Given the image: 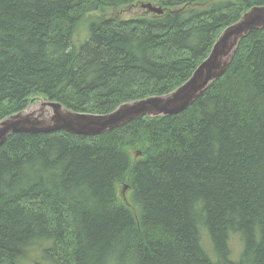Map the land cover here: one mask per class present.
<instances>
[{"label":"trees","instance_id":"obj_1","mask_svg":"<svg viewBox=\"0 0 264 264\" xmlns=\"http://www.w3.org/2000/svg\"><path fill=\"white\" fill-rule=\"evenodd\" d=\"M146 2L162 13L118 14ZM253 5L264 0H0V119L34 97L105 114L168 93ZM36 246L47 264H264V27L178 114L96 135L10 133L0 264Z\"/></svg>","mask_w":264,"mask_h":264},{"label":"water","instance_id":"obj_2","mask_svg":"<svg viewBox=\"0 0 264 264\" xmlns=\"http://www.w3.org/2000/svg\"><path fill=\"white\" fill-rule=\"evenodd\" d=\"M262 27L264 8L253 9L244 19L229 25L215 40L210 55L196 67L187 80L165 96L149 98L131 105L124 104L105 114H74L50 103L54 114L48 121H37L31 115L16 114L0 122V143L10 131L40 133L63 130L68 133L97 134L139 118L146 112L150 113V117L178 114L187 109L212 81L226 71L233 51L238 46V39L251 29Z\"/></svg>","mask_w":264,"mask_h":264},{"label":"bare ground","instance_id":"obj_3","mask_svg":"<svg viewBox=\"0 0 264 264\" xmlns=\"http://www.w3.org/2000/svg\"><path fill=\"white\" fill-rule=\"evenodd\" d=\"M141 7H143V8H146L148 11H151V10H162L161 9V6L160 5H158V4H152L151 2H146V3H142L141 4ZM262 8H264V5H262V6H256V5H253V6H251L249 9H246V10H244L243 11V13L241 14V16H240V18L238 19V20H242V19H244L245 18V16H246V14H248V13H250L253 9H262ZM154 12V11H153ZM157 13V12H156ZM162 13V12H161ZM245 15V16H244ZM250 17V16H249ZM253 17V16H252ZM238 20H236V21H238ZM235 21V22H236ZM235 22H233V23H235ZM233 23H231V24H233ZM231 24H229V25H231ZM229 25H227L226 27H224L222 30H221V32L219 33V35L217 36V37H219L224 31H225V29L229 26ZM219 28V27H218ZM263 28V27H262ZM253 29H257V28H253ZM253 29H251V30H253ZM251 30H249L244 36H242V37H240L239 39H238V42H239V40L240 39H242L243 37H245V36H247V34L251 31ZM132 34V33H131ZM217 39V38H216ZM214 44V43H213ZM236 50H237V48H235V50L233 51V54H232V57H231V60H232V58H233V56H234V54H235V52H236ZM210 53H211V51L207 54V56L206 57H204V59H202L198 64H197V66L202 62V61H204L209 55H210ZM231 62V61H230ZM196 66V67H197ZM196 67H195V69H196ZM194 69V70H195ZM192 74V73H191ZM190 77V76H189ZM188 77V78H189ZM187 78V79H188ZM186 79V80H187ZM241 89V88H240ZM237 91V90H236ZM228 92V91H227ZM169 93V92H168ZM168 93H165V94H160V95H151V96H148V97H144V98H139V99H137V100H130V101H127V102H122V103H120L119 105H117L113 110H115V109H117L118 107H120L121 105H124V104H129V105H131V104H133V103H137V102H140V101H145V100H147V99H149V98H155V97H161V96H165V95H167ZM238 95V94H237ZM242 98V97H241ZM248 99V98H247ZM50 103H54V104H57V105H59L60 107H61V109L63 110V111H67V112H71V113H74V114H89V112H84V111H75V110H72V109H70V108H67L66 106H64L61 102H59V101H55V100H49V99H47V98H44V97H40V98H37V97H34V98H32L31 100H30V102H29V105H28V107L26 108V109H24V110H22V111H19V112H16V113H13V114H10V115H8V116H6V117H4V118H2V119H0V122H2V121H4L5 119H7L8 117H10V116H12V115H16V114H21L22 116H27V115H31V117L32 118H36L37 119V121H48V120H50V118H51V116L54 114V110H53V108L50 106ZM32 104V105H31ZM145 117V116H147V117H150V113H148V112H146V113H144V114H142L141 115V117ZM151 118V117H150ZM120 125H122V124H119L118 126H120ZM118 126H116V127H118ZM116 127H113V128H111V129H114V128H116ZM259 128V127H258ZM111 129H107V130H105V131H108V130H111ZM105 131H103V132H105ZM50 132H54V131H49V132H40V133H50ZM103 132H101V133H103ZM10 133H16V132H13V131H10L8 134H7V137H8V135L10 134ZM26 133H32V132H26ZM72 134H80V133H72ZM97 134H100V133H97ZM82 135H96V134H82ZM7 137H6V139H7ZM6 139H4L1 143H0V145L3 143V142H5V140ZM166 141V140H165ZM180 143V142H179ZM179 145V144H178ZM153 169V168H152ZM160 228V227H159ZM201 233V232H200ZM236 237V236H235ZM153 238V237H152ZM209 240V239H208ZM238 240V239H237ZM210 242V241H209ZM232 242V241H231ZM206 246H207V244H205ZM210 245V244H209ZM208 247V246H207ZM206 247V248H207ZM210 248V247H209ZM33 253H34V251H33Z\"/></svg>","mask_w":264,"mask_h":264},{"label":"rangeland","instance_id":"obj_4","mask_svg":"<svg viewBox=\"0 0 264 264\" xmlns=\"http://www.w3.org/2000/svg\"><path fill=\"white\" fill-rule=\"evenodd\" d=\"M118 14H121L123 17H136L139 15L147 14V9L138 6H134L133 4L125 9L117 10ZM32 105V104H31ZM30 106V105H29ZM117 194L119 197H122V200L125 204L131 206L128 203V198H131V190L124 186L123 184H118L117 186ZM238 239V240H237ZM231 249L233 257L237 256V254L241 250V241H239V238L236 236H232L231 238ZM34 251V253H33ZM23 264H47L41 259V253L38 247H34L33 250L28 254V258H26L23 262Z\"/></svg>","mask_w":264,"mask_h":264}]
</instances>
